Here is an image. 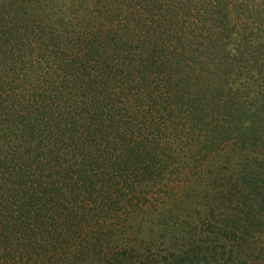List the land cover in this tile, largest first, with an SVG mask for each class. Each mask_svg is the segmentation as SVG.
Listing matches in <instances>:
<instances>
[{
    "label": "trees",
    "instance_id": "obj_1",
    "mask_svg": "<svg viewBox=\"0 0 264 264\" xmlns=\"http://www.w3.org/2000/svg\"><path fill=\"white\" fill-rule=\"evenodd\" d=\"M17 1L0 0V264H264V89L245 77L264 0H44L38 20ZM190 142L211 147L195 174L214 200L183 212L180 186L154 234L134 229Z\"/></svg>",
    "mask_w": 264,
    "mask_h": 264
},
{
    "label": "rangeland",
    "instance_id": "obj_2",
    "mask_svg": "<svg viewBox=\"0 0 264 264\" xmlns=\"http://www.w3.org/2000/svg\"><path fill=\"white\" fill-rule=\"evenodd\" d=\"M20 3L24 4L22 5L23 7V13L21 14L22 17L25 18H31L34 20L40 19L42 16L37 15L38 10L43 7L44 5L42 4L44 0H19ZM17 1V2H19ZM258 2V1H257ZM62 2L59 1L58 5H60ZM260 3V2H258ZM249 4L251 6H254L255 1L254 0H249ZM261 15L264 14V3H260L259 7ZM49 9L46 8V11ZM72 11V8H67L66 13L69 14ZM239 10L238 12H240ZM235 11H233V14ZM244 14H238L235 15V17H240L243 16ZM253 18L257 21V15L255 13L252 14ZM251 17V21L253 19ZM250 23V20H248ZM261 31L258 33L257 38L255 39V42L252 43V48L250 49L251 54L253 56V59H250L247 64L250 69V71L253 72L254 75L250 76H245L246 80H250L251 84L250 86L253 89H257L254 87V84H259L256 80H260L259 85H263L261 88L264 89V54L262 55V50L264 49V35L260 39V35L262 32H264V26H261ZM254 31V30H253ZM260 55V56H258ZM258 56V59L256 57ZM260 57V58H259ZM249 74V73H248ZM257 77V78H256ZM211 142H207V144H210ZM189 145L193 146L192 152L189 154H186L183 156L182 160L179 163H172L169 165V169L166 170L172 171L173 174L167 180H162V182H154L155 187H145L141 188L140 191H145L144 196L141 197V200L143 203L140 204V207L137 208L136 210L140 212L138 215H134L133 217L136 218L135 222L133 223L134 229H137L139 232L144 233H153L156 229V225H158V217L160 214L159 207H162V205H165L167 203V200L172 197V194H177L179 193L180 186H187L188 189H185V195L183 196V212H190L191 214H196V212H202L203 209L208 207L207 202L209 200H214L215 198V192L217 190L212 186V182L209 181V184L207 185H197L196 181L198 178L196 177L195 170L200 168V165L203 163L202 160H200L204 155L205 151L207 148H211L209 145H207L204 149V145L202 142H190ZM184 147V146H182ZM201 153V154H199ZM164 160H168V158L163 157ZM178 159V158H177ZM197 162V163H196ZM196 166L197 168L193 167ZM190 170H194V173L190 172ZM160 174V173H159ZM158 175V174H156ZM190 178L189 181H192L193 184L190 186V182L187 181V178ZM168 184V186H166ZM151 191V192H150ZM125 203L124 201H122ZM116 207V206H115ZM118 207V204H117ZM125 206L121 203L120 209L117 210V214L120 217L121 222H117L118 226L121 227V231H125L128 237L130 239L133 237V230L128 228L127 225H125V220L126 224H128V221L130 219L129 214L133 212H127L124 211ZM114 219V218H113ZM112 219V221H113ZM79 257V254L76 255V258Z\"/></svg>",
    "mask_w": 264,
    "mask_h": 264
}]
</instances>
